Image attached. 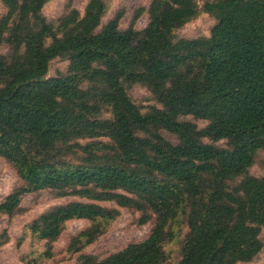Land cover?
Returning <instances> with one entry per match:
<instances>
[{
    "label": "trees",
    "instance_id": "trees-1",
    "mask_svg": "<svg viewBox=\"0 0 264 264\" xmlns=\"http://www.w3.org/2000/svg\"><path fill=\"white\" fill-rule=\"evenodd\" d=\"M49 1L0 0V157L18 178L0 215L30 193L71 198L24 224L17 246L43 248L23 264L50 258L72 220L89 222L68 240L75 264H166L183 224L176 264L249 263L264 247V175L248 173L264 153V0H150L140 29L144 7L121 29L122 10L102 22L106 0L52 21ZM201 13L215 20L209 35L175 36ZM56 58L68 63L49 75ZM135 84L158 105H137ZM121 208L153 220L147 237L101 259L81 253ZM9 240L2 229L0 248Z\"/></svg>",
    "mask_w": 264,
    "mask_h": 264
},
{
    "label": "rangeland",
    "instance_id": "rangeland-1",
    "mask_svg": "<svg viewBox=\"0 0 264 264\" xmlns=\"http://www.w3.org/2000/svg\"><path fill=\"white\" fill-rule=\"evenodd\" d=\"M108 10L102 19V22H107L119 10L123 11V17L120 21V28L125 29L130 24L136 10L139 7H144L145 11L141 14L135 24V28H143L147 21L148 15L146 8L150 0H106ZM88 0H50L47 2L42 13L49 21L57 19L63 13H66L71 8H76L82 14ZM5 12V7L0 4V15ZM213 17L206 13H201L192 21L186 23L181 28L174 31L178 38H192L201 35H209L211 27L214 25ZM7 46H2L0 52L5 53ZM67 61L56 58L51 62L49 75H54L57 70L63 71L67 65ZM129 96L139 106L145 109L148 105H158L152 94L139 84L131 86L128 90ZM106 116L109 114L106 113ZM181 119L193 120L192 116H183ZM199 127L205 126V121H196ZM161 133L171 142H176V136L170 132L162 130ZM224 141H219L217 144L225 145ZM264 153L260 152L255 163L249 168L248 173L254 176L264 175V166L262 159ZM239 179H237L238 181ZM18 178L10 164L0 157V200H2L10 190L17 184ZM71 198H59L48 190H43L38 193H30L22 199V211L9 218L5 215H0V232L7 228L10 240L0 248V264H23L21 256L32 252L33 249L41 251L43 244L36 242L28 237L24 242L17 246V239L22 233L25 223L37 216L39 213L50 207L51 205L64 203ZM106 206H114L113 203H102ZM141 215L139 211L128 210L127 208L120 209V215L110 222L105 232L100 235L92 244L83 249L81 253L95 255L99 259L116 252L132 242L144 240L152 225L153 220L146 224H139L138 219ZM89 225L86 220H72L66 225L61 237L52 245V256L43 259L41 264H75L76 258L80 253L72 254L66 250L69 238L77 233L82 228ZM182 232L175 241L166 244V250L169 252L170 258L166 264H176L180 258L179 254V239L183 237L187 231L186 226L181 225ZM179 238V239H178ZM240 264H264V247L262 250L249 262Z\"/></svg>",
    "mask_w": 264,
    "mask_h": 264
}]
</instances>
